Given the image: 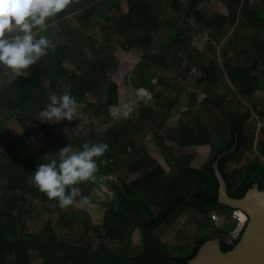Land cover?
I'll return each mask as SVG.
<instances>
[{
  "label": "trees",
  "instance_id": "trees-1",
  "mask_svg": "<svg viewBox=\"0 0 264 264\" xmlns=\"http://www.w3.org/2000/svg\"><path fill=\"white\" fill-rule=\"evenodd\" d=\"M211 1L74 0L65 12L48 21V38L57 44L55 51L32 66L28 77L0 75V125L12 121L15 125L14 134L0 129V264H187L214 235L201 238L187 256L174 257L156 233L186 210L208 222L211 212L225 215L229 209L217 202L219 183L212 163L180 169L160 136L155 144L171 173L158 167L150 170L146 145L140 143L148 127L161 130L166 125L165 119L183 95H187L186 111L180 114L178 129H172L175 141L182 147L210 144L204 114L222 110L225 121L220 130L226 146L221 152L232 147L236 135L239 138L237 151L220 163L229 195L242 198L254 185L264 190V126L256 141V158L247 164L240 161V165L244 151L254 149L255 132L249 125L252 115L244 106L226 109L230 105L227 94L219 92L229 83L226 88L232 100H246L264 85V0H214L228 10L224 15L205 12ZM225 27H235L239 53L230 58L224 53L221 62L215 53L218 44L213 41L215 36L223 40ZM156 35L162 41L154 45ZM199 35L214 58L206 59L196 47ZM116 50L140 51L135 86L152 96L139 102L135 112L125 118L114 114L119 100L118 83L113 80L119 64ZM126 65L122 64V80L128 74ZM155 80L162 91H156ZM64 92L75 96L78 106H87L86 120H78L74 127L75 120L42 122L39 112L49 103L48 97ZM172 92H176L175 98H168ZM96 122L105 126L103 132H98ZM96 142L109 146L97 161L95 182L99 183L79 186L90 203L100 187L111 186L112 201L100 202L104 209L100 226L92 225L84 210L74 206L62 210L30 182L39 164L47 162L46 156L55 158L68 144L82 150L84 143ZM231 161L239 167L228 173L226 166ZM175 174L183 178L191 174L197 183L173 197L172 186L179 178ZM152 203L160 204V212H152ZM37 220L40 224L30 231L29 224ZM243 223L232 245L222 241L223 252L238 243L247 219ZM136 230L142 236L138 251L132 247ZM95 239L100 241L96 245Z\"/></svg>",
  "mask_w": 264,
  "mask_h": 264
},
{
  "label": "rangeland",
  "instance_id": "rangeland-1",
  "mask_svg": "<svg viewBox=\"0 0 264 264\" xmlns=\"http://www.w3.org/2000/svg\"><path fill=\"white\" fill-rule=\"evenodd\" d=\"M183 1H186V0H183ZM254 2H256V0H254ZM205 12L210 15L218 14V13L219 14L221 13V15L228 14V10H226V8L222 6L220 2L214 1V0H212L211 2L205 5ZM49 30L50 29L48 28L47 31L42 32L40 34L46 35L48 37L50 34ZM162 30L165 31L164 28ZM234 31H235V28L229 29L228 27L227 28L225 27L222 32L223 40H221L219 44L220 47L217 48L218 45H216L215 47V53L218 52L217 56L221 62H223L222 53L227 54L229 58L231 57L229 55H232L234 53H239L238 51L239 48L235 46V42L237 38L235 37L236 32ZM158 34H161V33L159 32ZM203 39H204L203 35H199L198 37L195 38L196 41L194 42L196 44V47L206 54L205 56L206 59L214 58V55L209 54L207 50L205 49L206 47H203L202 45V43L204 42ZM159 40H160V36L156 35L154 39V45H156L159 42ZM215 40L216 41L212 40L214 44L216 43L218 44L219 39L216 36H215ZM160 41H162V38ZM231 42H233L234 45L230 48L228 47L226 51V47L229 46ZM115 56L119 64H118L117 72L113 75V80L118 83L119 100H118V105L114 109V114L119 117L125 118L126 116H128V114L130 115L135 112V110L137 109V106H139L138 105L139 102L143 100H150L152 96L150 94H147L146 91L143 90L142 88L135 86L134 70H135L137 63L140 60V56H141L140 51L131 50L126 53H122V50H116ZM122 64L123 65L127 64L126 65L127 69H125V71L126 72L128 71V74L125 80H122ZM262 75H264V72L262 73ZM153 85L155 86L156 91H162V89H160V86L158 85V82L156 80L154 81ZM171 89L172 88H170V91ZM221 90H222V87H221ZM257 95L255 94L254 96H252L250 100L249 99L245 100L242 97H238L234 100H230V105L226 107V109H232V110L234 108H238L241 106L248 108V110L250 111L252 115L249 121V125L250 127H252L251 132L252 133L255 132L254 140H257L260 137L261 129L264 126L261 121V114H262V111H264V97L260 98ZM175 96H176V92H172L170 95H168V98L173 99L175 98ZM186 104H187V95H183L181 103H179L178 107L175 108V110L172 111L168 115L167 119H165L167 122L166 125L161 130L155 129L154 127H152V125L148 127V132L147 131L143 132L144 136H142L140 143L143 142V144H145L149 150H151L152 148L154 152H157L160 150L154 144L155 143L154 141L157 137H160V136L165 137V138L169 137V138H172L173 141L174 139L176 140L175 138L176 132H174V130L172 131V129H178L176 128L177 125L175 124L168 125V123H170L175 118H177L176 117L177 115H178L177 119H179L180 114L186 111L185 110ZM78 112L84 114L85 120H86L87 115H89V111L86 105L78 106ZM204 116L206 119L207 127L209 128V132L211 134L210 144L204 145V147H182L177 141H175L174 147H168L169 154H172V156H176V160L179 162L177 166L180 169H182L181 166L188 168L187 165L192 166V168L210 166V164L213 163L214 160L216 159L217 155L226 146V141L224 140V138L221 137V130H220V127H222L221 124L225 118V115L223 116L222 110L217 109L212 113L204 114ZM78 120L79 118H77V120L72 122L71 126L74 127V125L78 122ZM174 122H177V121L175 120ZM1 125H0V129L5 128L6 130H9L14 134L13 129L15 125L13 121L10 124L5 123L4 127L3 125L2 126ZM94 126H96V128L98 129L100 128L98 132L104 131L105 126L100 125L99 122H96ZM188 148H189V151H188ZM185 151H188L190 153L189 159L183 158V155H185L183 152ZM255 158H256V155L254 153V149L252 150L249 149L246 152L244 151V153L241 155L239 162L241 161L242 163L247 164V163L252 162ZM241 162H240V165H241ZM238 167L239 165H237L234 161H231L227 164L226 171L228 173H231L235 168H238ZM179 170H177V172L180 173ZM168 173H171V169L168 170ZM176 176H179V175H176ZM185 178L189 180H186ZM185 178H183L182 176H179V178L176 179V181L174 182L172 186L174 189L173 197L179 191H182L184 187H190V185L192 186L193 183L194 184L197 183V180L193 181V177L191 176V174H186ZM95 183H99V182L97 181ZM104 185L106 189L109 190L107 184H104ZM102 194H103V191H98L97 196H99V198L101 199ZM151 195H153V193H151ZM106 202L108 201L106 200ZM74 207L76 208L75 210H84L86 213L90 214L89 216L93 217L92 218L93 221H95L96 223H99L100 214L98 213L99 211L97 212V210H101L103 208V206L100 203L90 204L89 206L87 205L83 208L79 207L78 205H75ZM150 208L153 213L160 212V204L158 203L157 204L152 203V206ZM88 210H90V213ZM213 216H217L218 217L217 220H213ZM238 216L240 215L238 214ZM210 218H211V221L208 222V221H205V219L202 218L200 214L195 213V211L186 210L183 215L175 219L176 221L174 220L175 222L174 221L172 222L171 220L170 221L171 223L170 224L168 223L169 225L161 227L160 230H158L156 234L159 235L160 240H162L165 243L168 251L171 254H173L174 257H176L175 256L176 253L178 254V256L182 254L183 256L182 255L181 256L184 257L190 254L194 250V245H196L201 238H208L213 235L216 236L217 234L224 235V232L228 233L231 236L233 235L234 232L235 234L237 233L241 225L240 223L238 224L236 221H233L232 213L231 214L229 213L227 216L226 215L224 216V215H219L217 212L214 211V212H211ZM38 223L40 224L39 220H37L36 222L32 221V223L29 224V227H30L29 230L32 231L34 226H36ZM98 242L100 241L95 239L94 244L96 245V243ZM108 246H111V243H108Z\"/></svg>",
  "mask_w": 264,
  "mask_h": 264
},
{
  "label": "clouds",
  "instance_id": "clouds-1",
  "mask_svg": "<svg viewBox=\"0 0 264 264\" xmlns=\"http://www.w3.org/2000/svg\"><path fill=\"white\" fill-rule=\"evenodd\" d=\"M74 0H0V75L28 77L32 66L55 51L57 44L46 35L48 21L65 12ZM49 103L39 112V119L49 124L84 120L78 102L69 92L51 94ZM103 142L84 143L82 150L66 145L46 163H40L30 182L49 200L65 211L75 205L90 204L79 185L95 182L99 172L97 161L108 151Z\"/></svg>",
  "mask_w": 264,
  "mask_h": 264
},
{
  "label": "water",
  "instance_id": "water-1",
  "mask_svg": "<svg viewBox=\"0 0 264 264\" xmlns=\"http://www.w3.org/2000/svg\"><path fill=\"white\" fill-rule=\"evenodd\" d=\"M238 145L239 138L236 135L232 147L219 153L211 168L219 183V206L242 212L247 217L244 231L234 248L227 252L222 251V234L208 239L200 245L196 255L187 264H264V190L254 185L242 198H233L229 195L227 182L220 171L223 158L235 153Z\"/></svg>",
  "mask_w": 264,
  "mask_h": 264
},
{
  "label": "crops",
  "instance_id": "crops-1",
  "mask_svg": "<svg viewBox=\"0 0 264 264\" xmlns=\"http://www.w3.org/2000/svg\"><path fill=\"white\" fill-rule=\"evenodd\" d=\"M166 2H171V0L170 1H168V0H166ZM167 5H169V3H166ZM168 14V13H167ZM229 28V27H228ZM235 27H232V29H234ZM220 42L221 41H219V43H218V46H217V48L218 47H220ZM232 43V42H231ZM230 45V44H229ZM232 46H233V43H232ZM231 46V47H232ZM228 47L229 46H227L226 47V51H227V49H228ZM230 48V47H229ZM218 54V52H216V55ZM222 54H224V53H222ZM218 57V56H217ZM263 77H264V75H263ZM228 85H230L229 83L226 85V87L228 86ZM224 86H225V84H224ZM226 87H224L221 91H219L221 94H227V100L229 101V103H230V100H232L233 98H231V95H229L227 92V88ZM259 92V93H258ZM257 93H258V95H257ZM257 95L258 97H264L263 96V94H264V85L262 86V89H258V90H256L255 91V93H253V96L254 95ZM228 95H229V97H228ZM239 95H237V97H238ZM250 98H252V97H250ZM250 100V99H249ZM236 101V100H235ZM177 118H178V115L176 116ZM177 118H175L173 121H171L170 123H168V125L169 124H171V125H177V123H178V120L179 119H177ZM177 121V122H174V121ZM260 136H261V133H260ZM164 138V140H163V142L165 143V145L167 146V147H174V142H175V139H174V141L172 140V138H169V137H167V138H165V137H163ZM225 140V139H224ZM256 141L257 140H254V146H253V148H254V153H255V155L257 156V152H256V148H255V145H256ZM155 142V141H154ZM155 144V143H154ZM155 146H156V144H155ZM157 147V146H156ZM202 147H204V146H202ZM146 148H147V155H148V157H149V164L151 163V167H150V170H152L153 168H155V167H158V168H160V169H162V170H164V172L165 173H168V170L170 169L169 167H170V165L168 164V162L166 161V158L164 157V155L162 154V152H161V150H159V151H157V152H154L153 150H152V148H151V150H149L148 149V147L146 146ZM188 151H189V148H188ZM188 151H185V152H183L185 155H183V158H186V159H189L190 158V153L188 152ZM201 155V154H200ZM203 155H205V154H203ZM181 157V156H180ZM199 157V156H198ZM182 158V157H181ZM185 165H187V164H185ZM188 167H192V166H190V165H187ZM107 186H108V188H109V190L108 189H106V187H105V185H103L102 187H100V191H103V194H102V198L100 199L99 198V196H97V198L94 200V202H92V203H90V204H96V203H100L101 201H112V199H110L112 196H113V191H112V188H111V186L110 185H108L107 184ZM104 187H105V189H104ZM103 199H105V200H103ZM89 204V205H90ZM88 205V206H89ZM89 211V213H90V210H88ZM99 211V212H98ZM97 212L100 214V221H99V223H96L95 221H93L92 220V218L93 217H91L90 216V223H92V225H94V226H100L101 224H102V222H103V220H104V209L102 208L101 210H97ZM96 212V213H97ZM90 215V214H89ZM240 217V216H239ZM241 219V218H240ZM101 222V223H100ZM238 223V222H237ZM239 224V223H238ZM241 224V223H240ZM242 227V224L240 225V227H239V229ZM238 229V230H239ZM29 231V230H28ZM233 235H235V232L233 233ZM162 241V240H161ZM163 242V241H162ZM164 243V242H163ZM141 244H142V236H141V234H140V232L139 231H134L133 232V234H132V247L134 248V251L135 250H137L136 248H139L140 246H141ZM165 244V243H164ZM182 255V254H181ZM180 255V256H181ZM186 255V254H185ZM175 256H178V254L176 253L175 254ZM183 256V255H182Z\"/></svg>",
  "mask_w": 264,
  "mask_h": 264
},
{
  "label": "flooded vegetation",
  "instance_id": "flooded-vegetation-1",
  "mask_svg": "<svg viewBox=\"0 0 264 264\" xmlns=\"http://www.w3.org/2000/svg\"><path fill=\"white\" fill-rule=\"evenodd\" d=\"M225 215L227 216V214H231V213H233V211H231V210H226L225 212ZM224 215V216H225ZM240 217H241V219H242V221H244V220H246V217H244L243 215H240ZM225 218V217H224ZM241 221V222H242ZM243 223V222H242ZM217 235H221V234H217ZM216 235V236H217ZM221 236H224V237H222V239H223V242H225V243H228L229 245L231 244H233L234 243V241H235V239H237L238 237H239V234H235V235H229L228 233H226L225 235H221Z\"/></svg>",
  "mask_w": 264,
  "mask_h": 264
},
{
  "label": "built area",
  "instance_id": "built-area-1",
  "mask_svg": "<svg viewBox=\"0 0 264 264\" xmlns=\"http://www.w3.org/2000/svg\"><path fill=\"white\" fill-rule=\"evenodd\" d=\"M261 121H262V123H263V125H264V111H262V114H261ZM238 211H233V213H232V219H233V221H236V222H238V223H241V219H240V217L238 216V213H237ZM217 216H213V220H217ZM242 224V223H241ZM244 224V223H243ZM243 224H242V226H243Z\"/></svg>",
  "mask_w": 264,
  "mask_h": 264
},
{
  "label": "bare ground",
  "instance_id": "bare-ground-1",
  "mask_svg": "<svg viewBox=\"0 0 264 264\" xmlns=\"http://www.w3.org/2000/svg\"><path fill=\"white\" fill-rule=\"evenodd\" d=\"M239 212V211H238ZM239 213H241L243 216H245L242 212H239ZM247 219V218H246Z\"/></svg>",
  "mask_w": 264,
  "mask_h": 264
}]
</instances>
